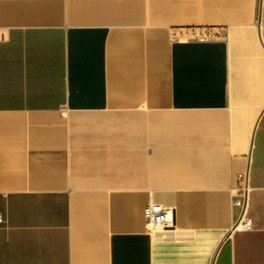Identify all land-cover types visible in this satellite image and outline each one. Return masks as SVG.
Here are the masks:
<instances>
[{
  "label": "crops",
  "instance_id": "obj_1",
  "mask_svg": "<svg viewBox=\"0 0 264 264\" xmlns=\"http://www.w3.org/2000/svg\"><path fill=\"white\" fill-rule=\"evenodd\" d=\"M0 214V264H264V0H0Z\"/></svg>",
  "mask_w": 264,
  "mask_h": 264
},
{
  "label": "built area",
  "instance_id": "obj_2",
  "mask_svg": "<svg viewBox=\"0 0 264 264\" xmlns=\"http://www.w3.org/2000/svg\"><path fill=\"white\" fill-rule=\"evenodd\" d=\"M216 35L210 34L203 31L199 34H195L191 37H185V40H195V41H205L210 37H215ZM237 204H242L241 200L234 201ZM143 215L145 222L148 226V231L155 230L156 232L163 234L170 230L173 225V209L169 206H164L159 203L149 202L144 210ZM4 219L0 214V223H3ZM237 227H242L244 229L250 228L249 218H244L242 222L236 225Z\"/></svg>",
  "mask_w": 264,
  "mask_h": 264
}]
</instances>
